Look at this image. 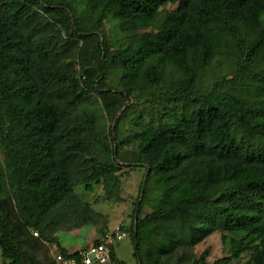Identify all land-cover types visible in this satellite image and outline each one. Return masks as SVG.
Returning <instances> with one entry per match:
<instances>
[{"label": "trees", "instance_id": "obj_1", "mask_svg": "<svg viewBox=\"0 0 264 264\" xmlns=\"http://www.w3.org/2000/svg\"><path fill=\"white\" fill-rule=\"evenodd\" d=\"M90 2L97 16L86 22L63 0H0L2 264H56L50 244L76 255L59 233L102 221L77 188L102 185L122 199V169L144 170L130 234L139 264H208L209 248L188 253L215 235L232 251L212 264L248 252L246 264H264V0ZM110 17L133 44L112 49L102 28ZM219 54L232 56L231 77L202 89ZM145 90L147 101L173 105L172 125L130 151L126 101ZM112 257L124 264L114 245Z\"/></svg>", "mask_w": 264, "mask_h": 264}, {"label": "rangeland", "instance_id": "obj_2", "mask_svg": "<svg viewBox=\"0 0 264 264\" xmlns=\"http://www.w3.org/2000/svg\"><path fill=\"white\" fill-rule=\"evenodd\" d=\"M69 2L78 15L84 17L86 22L93 20L97 13L93 11L92 2L90 0H63ZM103 30L108 36L112 49L116 50L121 47L133 44L134 40L130 30L122 29L119 22L110 17L104 21ZM100 38L103 40V34H100ZM68 40H70L68 38ZM80 47L82 42L79 43ZM96 46L95 42H90L84 49V57L89 60L92 55L93 48ZM75 52V60L78 63L79 49L75 48L72 53ZM81 57V56H80ZM233 60L230 55L219 54L212 64L210 69L201 75L199 80V87L210 86V84L220 79L223 75L231 77L232 68L231 61ZM264 67V60L258 68ZM213 69V70H212ZM110 85L116 84V78L112 76L109 80ZM165 85V83H164ZM169 86V85H168ZM167 87V86H166ZM149 91L145 90L143 93H139L137 98H127L126 106L134 105V110L129 120H125L122 128V137L125 144V149L136 150L141 140L145 139L149 135L158 132V130L171 126L172 121L169 120L171 116L173 105L165 99H157L147 101L149 97ZM92 96H94L92 94ZM140 97V98H139ZM98 103L95 102L94 111L96 112L99 122L100 130L107 133L113 122L108 119L106 112L103 110V101L99 97ZM121 116V111L118 113L117 118ZM0 155L2 161H4V151L0 149ZM144 178L143 169H122L120 172L121 191L120 197L122 199H107L102 185H95L93 192H87L84 187L77 188V193L80 197L93 203V208L102 215V221L96 224H90L80 229H75L72 232L62 231L59 233L60 244L63 248H69L70 253L78 251L82 247L90 246L91 244L101 241L108 233L113 231L116 227H121V232L126 236L119 237L115 235L114 250L118 260L124 264H139L137 258L134 256V243L130 237L132 233V223L134 221V207L140 193V184ZM150 197L152 200L158 194V189H152ZM151 200V201H152ZM151 208L145 206L142 212V216L149 213ZM105 227L104 232L100 231L101 227ZM36 234V233H35ZM210 249V255L207 263L212 264L215 260L228 256L232 251V244L228 239L226 242L220 235H215L207 242L201 244L196 249H192L188 256L192 258L195 255H200L205 249ZM182 251V250H180ZM50 257H55L58 253L57 244L49 245ZM42 254V253H40ZM42 257V255H41ZM250 255L248 253L242 254V257L234 260L232 264H246ZM3 262L2 250L0 248V264Z\"/></svg>", "mask_w": 264, "mask_h": 264}, {"label": "built area", "instance_id": "obj_3", "mask_svg": "<svg viewBox=\"0 0 264 264\" xmlns=\"http://www.w3.org/2000/svg\"><path fill=\"white\" fill-rule=\"evenodd\" d=\"M120 230V226L116 227L98 243L80 248L76 255L66 256L57 253L55 256L56 264H118L113 260L112 247L116 240L115 235L126 236Z\"/></svg>", "mask_w": 264, "mask_h": 264}, {"label": "crops", "instance_id": "obj_4", "mask_svg": "<svg viewBox=\"0 0 264 264\" xmlns=\"http://www.w3.org/2000/svg\"><path fill=\"white\" fill-rule=\"evenodd\" d=\"M66 249L69 250V251L71 250V249H69V248H66ZM76 252H77V251H76ZM72 253H73V252H72Z\"/></svg>", "mask_w": 264, "mask_h": 264}]
</instances>
